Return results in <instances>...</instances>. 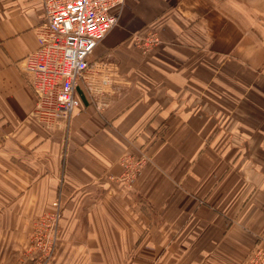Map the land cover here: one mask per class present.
<instances>
[{"label": "crops", "instance_id": "0c3cea01", "mask_svg": "<svg viewBox=\"0 0 264 264\" xmlns=\"http://www.w3.org/2000/svg\"><path fill=\"white\" fill-rule=\"evenodd\" d=\"M43 20V0H0V264H36L29 233L56 197L45 264H251L264 247V0H124L92 57L129 83L102 109L81 96L66 132L30 117L17 67ZM148 32L162 45L143 53Z\"/></svg>", "mask_w": 264, "mask_h": 264}, {"label": "built area", "instance_id": "2783aa9c", "mask_svg": "<svg viewBox=\"0 0 264 264\" xmlns=\"http://www.w3.org/2000/svg\"><path fill=\"white\" fill-rule=\"evenodd\" d=\"M123 1L43 0L37 46L17 61V67L34 96L30 117L45 129L66 132L72 114L82 105L81 96L102 109L116 88L129 83L109 55L92 57L98 42L117 23ZM140 40L143 53L162 45L156 32ZM50 205L53 210L41 214L29 233L36 264L49 262L59 239L60 198Z\"/></svg>", "mask_w": 264, "mask_h": 264}, {"label": "rangeland", "instance_id": "374dc122", "mask_svg": "<svg viewBox=\"0 0 264 264\" xmlns=\"http://www.w3.org/2000/svg\"><path fill=\"white\" fill-rule=\"evenodd\" d=\"M120 72V71H119ZM121 73V72H120ZM122 74V73H121ZM123 75V74H122ZM137 166L140 165L135 163ZM50 210H53V207L50 205ZM61 212H62V205H61ZM256 255H260V257L258 258H254ZM264 258V247L261 246H255L251 251H249L246 256L245 259L251 263V264H259L260 260ZM30 259V257H29ZM34 263V262H33ZM32 264V263H31Z\"/></svg>", "mask_w": 264, "mask_h": 264}]
</instances>
